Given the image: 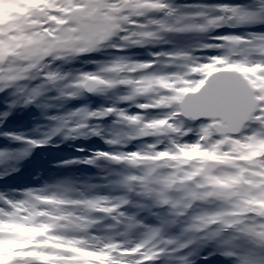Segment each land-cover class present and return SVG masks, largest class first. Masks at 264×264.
<instances>
[{"label": "snow or ice", "instance_id": "obj_1", "mask_svg": "<svg viewBox=\"0 0 264 264\" xmlns=\"http://www.w3.org/2000/svg\"><path fill=\"white\" fill-rule=\"evenodd\" d=\"M218 10L222 14L210 18L204 11L179 16L164 0H38L14 23L0 25V92L27 79L41 65L47 67L50 57L156 45L163 42V34L205 33L225 21H264V0H255L251 9L223 5ZM153 11L163 12L172 22L148 19ZM208 39L219 43L200 42L188 50L151 53L148 61L120 58L101 69L107 77L82 75L78 87L88 92L125 86L130 91L122 97L124 101L136 102L142 112L160 113L152 119L141 113H118L122 121L136 127V138L177 137L164 149L151 144L147 151L96 155L145 169L143 175H132L128 181L139 184L145 194L177 215H185L194 202H221L220 211L194 218L192 228L206 238L218 234L215 225L264 247V34ZM211 49L223 52L197 54ZM44 78L59 79L52 72ZM39 95L40 90L33 89L24 94L23 103H33ZM115 111L74 113L81 122L74 127L62 123L52 135L63 128L77 133L87 127L83 121L88 118ZM6 135L31 147L51 139ZM192 135L194 142H182ZM5 156L0 152V157ZM173 190L182 193L179 200L169 198ZM27 195L30 199H4L6 207H0V264H154L165 252L157 243L158 232L130 246V242L88 235L87 218L66 210L82 205L100 213L117 212L120 205H107L105 198L65 200L31 191ZM241 264H264V257L255 262L242 258Z\"/></svg>", "mask_w": 264, "mask_h": 264}, {"label": "rangeland", "instance_id": "obj_2", "mask_svg": "<svg viewBox=\"0 0 264 264\" xmlns=\"http://www.w3.org/2000/svg\"><path fill=\"white\" fill-rule=\"evenodd\" d=\"M6 1L7 0H0V25L14 23L19 17L23 16L29 5L38 3V0H17L12 3V6L9 7L5 13V7L8 5L5 3ZM164 2L168 3L171 8L175 9L179 16L204 11L210 18L221 15L222 13H220L218 9L223 5L240 6L246 9H251L255 5V0H210V3H201L202 6L199 5V3H186V5H179L177 2H172L170 0H164ZM238 2H246L247 5L239 4ZM148 19L171 23L173 18L166 17L163 12L153 11L148 14ZM223 23L224 29L222 28L223 30H220V32H216L214 31V28H212L205 33L166 34L161 43L156 45L148 44L145 46H138L139 50L136 51L137 54L118 55L111 54L107 51L104 52L106 56H108L107 58L104 57L103 59L94 61L89 67H84L87 57L81 58L82 55H79V58L76 56L65 59L48 58L45 61L47 67L41 65L38 69L32 70L28 74L27 79L11 86L14 87V89L11 90V88H9L4 92H0V152L6 154L5 157H0V177H5L8 171L14 173L15 168L20 166V160L28 157L31 159L28 166H34L36 172L33 173V170L30 171L28 169H26V171L36 180L37 185L35 187L30 186L29 188L21 189L22 191L30 189L33 194L55 196L65 200L83 201L105 198L107 205L114 204L115 195L111 192V190L114 189L113 183L116 180H121L119 182H123V178L121 177H125V174L129 171L133 173V166L126 163H117V167H110L106 163L107 158L97 156V151L84 155L81 159L77 157L79 161L83 160L84 162L88 159H92L93 163H91V165L94 166V169L98 172V179L90 184V186L93 187L94 193L92 196L88 197H85L82 193V187L87 184L85 177L77 176L72 181L74 183L70 184V178L66 179L64 170H61L60 167H62V163L65 159H73V157H75L72 148L79 147V145L85 146L86 148L91 147L92 150L98 149L101 152L113 154L133 152L130 147L124 148L122 151H118L116 148L112 149L109 147L108 142L114 140L117 141V144L124 146H128L129 143L133 142L131 135H134V131L137 130L136 127L122 121L118 115L120 111L126 112V105H130L131 102L123 100L124 102L121 106L117 103L119 99L122 100L123 96L128 95L130 90L125 86H121V89L118 87L113 89L104 87L102 90L95 91L98 95H93L92 103L96 106L99 101L102 100L100 97H104L105 104L99 109L96 107L94 110H91L88 106L87 99H82L81 95L77 97V85L80 81V76L86 73L95 74V72H97L98 74L107 77L109 74L102 73L101 69L109 66L115 60L123 58L135 62L148 61L145 54L163 51L162 48H164L165 51L188 50L200 42L219 43V41L208 39V36L206 35H237L249 37L253 34H264V21H225ZM228 25H239L240 29L236 30L237 33H233L234 31L230 32L226 29V26ZM165 41H167V43ZM117 43H119V41H117ZM222 52L223 50L221 49H211L197 54L202 56L220 55ZM250 58L256 59L258 57L251 55ZM36 72H39L37 76ZM49 72L56 73L59 79L55 81L43 80L45 75ZM33 83L36 84L32 85ZM37 88L40 90V95L33 103L25 106V109L28 111L26 113L28 118L32 116L35 117L31 120L33 124L22 126L19 123L16 115L20 114V109L18 108V104H16L15 113H12L11 116L14 118V123L16 125L13 127V123L8 115V112H10L11 109H14L11 103L13 97L17 96L13 94V92L21 95L31 93L33 89ZM20 89H24V93H21ZM112 101L114 102L112 103ZM139 102L143 101L140 100ZM103 106L116 109L115 112H112L109 121L110 123L111 121H116L119 122L118 124H122H120L123 129H121V137L116 136V131L112 128V126L117 128V125L106 123L105 125L100 126L94 117H91L92 120L88 118L85 122L83 121L87 124V127L81 129L77 133H69L67 128H63L61 132L52 135L53 130L59 127L62 123L66 122L68 127H74L76 124L80 123V117L73 115L74 113L101 112ZM137 113L144 115L145 119L157 118L160 115L159 113H153L152 111H147L146 113L137 112L136 108L133 109V112L127 111V114L129 115ZM69 117L71 119H68ZM19 128L21 129L18 130ZM94 132H98L99 134H93ZM7 133L26 139L39 140L48 136H51V139L48 143L40 147H31L23 140L18 141L6 135ZM167 136H169L171 140L177 139L174 135ZM194 137V135L188 136V138L185 136L182 138V142H184L185 139H188L189 142H194ZM72 140L77 142H73ZM9 145H11L10 149H8ZM166 147L168 146L162 145V149ZM59 148H65L63 151L64 153H59ZM10 156H15V162L19 164L15 166V168H9L6 164L8 161L10 162ZM76 165L77 163H75V166ZM141 171L144 173L145 169H141ZM77 172H79L78 169ZM79 183L81 185H79ZM131 186L134 190L133 201H131L132 208L129 211L123 212V215H121L122 212H119L118 210L117 212L111 213L118 218L119 225L117 227H111L112 230L108 232L106 231L107 226L100 223L98 216H95L93 219L96 220V223L91 225V227L87 226V234L99 236L103 239L112 238L119 241L130 242L131 246L132 244L146 240L147 233L151 232L154 228L160 227L157 243L165 249V252L154 262V264H174L172 259L174 256L184 257L188 264H217L215 257H236V260L239 262H241L242 258H247L250 262H255L264 257V247L258 244L256 245V242L250 237L240 235L233 231L231 235V230H224L223 228L214 225L213 228L216 229L219 235L223 236L216 235L211 238H206L205 236H201L202 233H199L192 228L194 218L204 214H212L208 209L214 208V205L219 206L220 211L223 208V205L219 201L212 202V200H210V204L205 202L206 205L203 208L196 205V210L193 208V205V209L186 210L185 215H177L171 207L168 208L167 206H162V208L154 209L152 204L159 202V200L154 196L145 194L139 184L132 182ZM9 190L11 191V189ZM2 192L3 188H0V194ZM12 192L13 191L7 192L10 193V200H25V197L22 195L14 194ZM168 196L172 200H179L182 193L173 190L169 192ZM135 207H141L142 210L145 209V207L152 209L154 215L153 218L158 225L156 226V224H153L151 227V224H146L141 221V214L134 216L131 210ZM80 208L81 206H68L66 210L74 212L76 215L82 217ZM131 222H136L137 224L132 225ZM131 225L134 229H131ZM168 240H171L174 243L172 245L160 243L161 241ZM208 240L209 244L207 243ZM227 241L229 244H227ZM204 243L208 246H204ZM181 244H185L186 248L179 254L175 255L172 248L178 247ZM228 251H231L234 255H225ZM253 251L258 254H255ZM200 254L205 257L202 262L197 260V258L201 256ZM231 262L237 264L232 259L229 263Z\"/></svg>", "mask_w": 264, "mask_h": 264}, {"label": "water", "instance_id": "obj_3", "mask_svg": "<svg viewBox=\"0 0 264 264\" xmlns=\"http://www.w3.org/2000/svg\"><path fill=\"white\" fill-rule=\"evenodd\" d=\"M230 70H233V69H230ZM86 90V89H85Z\"/></svg>", "mask_w": 264, "mask_h": 264}]
</instances>
